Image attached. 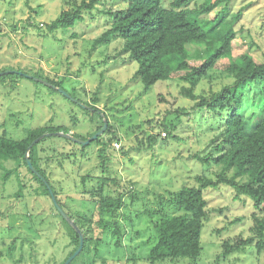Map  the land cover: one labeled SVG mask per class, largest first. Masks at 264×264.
Returning a JSON list of instances; mask_svg holds the SVG:
<instances>
[{
  "label": "rangeland",
  "instance_id": "obj_1",
  "mask_svg": "<svg viewBox=\"0 0 264 264\" xmlns=\"http://www.w3.org/2000/svg\"><path fill=\"white\" fill-rule=\"evenodd\" d=\"M70 1L0 0V69H21L30 77L41 71L63 83L66 93L52 91L34 77L35 81L21 77L16 84L12 78L0 79V135L18 138L26 127L49 122L70 128L69 133L87 135L98 122L91 121V115L85 112L89 107H83L87 106L83 102L105 112L116 135V138L111 132L101 135L108 146L109 174L101 173L99 146L92 145L75 166H66L67 171L57 168L53 176L58 180L57 188L63 187L59 196L72 214L77 211L89 214L92 209L97 213L79 200L81 176H89L87 189L97 187L98 175L116 178L115 184L104 186L103 194H121L124 204L118 218L124 235L121 245L116 247L112 227L103 233L95 227L86 235L93 236L86 250L72 264H152L147 259L156 236L153 221L160 214H180L166 200L183 186L197 187V176L215 178L222 170V165L213 159L222 151L216 150L221 141V122L206 107H197L195 100L182 95V88L191 87L184 78L186 71L172 73L168 80L156 82L144 91L140 81H131L136 64L127 63L119 54L121 44L114 41L93 47L95 38L108 27L107 17L100 10H115L123 6L120 0H101L96 8L84 11V20L74 27L48 31L47 24L62 9H68ZM171 1L164 0V5L169 6ZM202 2L192 0L188 7H197ZM222 5L200 18L211 20ZM229 8L230 15L242 9L235 24L237 36L231 43L232 59L249 53L257 63L264 61V0H230ZM187 49L191 66L204 61L202 44H189ZM229 62V58L220 59L210 77L200 79L192 86V92L209 96L231 83L232 78L225 71ZM263 92L264 81L245 90L242 112L247 126L253 121L252 112L259 113L258 102H263ZM67 95L80 99L81 104L69 101ZM175 110L182 113L176 115ZM163 122H173L176 129L163 135ZM149 135H157V142L145 150L140 143H149ZM6 165L11 168L14 164ZM19 170L26 184L20 196L15 195L18 191L15 175L3 183L0 174V264H61L73 249L71 228L54 211L49 196L34 192L37 183L31 180L25 167ZM67 176L71 179H66ZM66 193L73 198L66 200ZM203 193L208 215L201 231L200 254L153 264H264V248L257 252L250 246L244 253L215 260L221 253L222 240L251 234L254 208L248 197H234L233 188L225 183L207 187ZM153 210L155 215L151 214ZM259 214L264 218V212ZM97 237L101 238L98 245Z\"/></svg>",
  "mask_w": 264,
  "mask_h": 264
},
{
  "label": "trees",
  "instance_id": "obj_2",
  "mask_svg": "<svg viewBox=\"0 0 264 264\" xmlns=\"http://www.w3.org/2000/svg\"><path fill=\"white\" fill-rule=\"evenodd\" d=\"M100 1L80 0L77 3L75 0H71L70 7L62 9L60 14L47 24L46 28L48 31L72 28L79 21L84 20V11L88 12L96 8V4ZM120 1L123 6L115 10L111 8L100 10L102 15L107 17L108 27L95 38L93 47H96L97 44L105 45L114 41L121 44L119 54L125 57L127 63L136 64L131 81H140L144 91H148L156 82L168 80L172 73L186 71L184 78L191 84V87L182 88V95L192 101L195 100V106L206 107L221 122V141L217 143L216 150L221 148L222 151L213 158L214 161L222 165L221 172L214 176L215 178L197 176V187L183 186L174 192L169 200H166L180 214H160L158 219L153 221L156 236L150 247L147 260L153 264L166 259L175 260L179 257L195 258L200 254L202 250L201 231L208 215L207 200L203 191L207 187H214L219 183L231 186L234 197L240 195L248 197L253 203L254 212L252 213V226L249 229L251 234L248 237L237 235L222 240L221 253L215 260L218 262L221 258L244 253L247 246L260 252L264 248V218L259 214V212H264V100L262 103L258 102L259 113L252 112L253 119L251 120L253 121L249 126H247L243 115L242 105L246 88L251 84L264 81V61L257 63L249 53L232 59L231 43L237 36L235 24L240 19L242 9L230 15V0H203L194 8L188 7L192 0H172L169 6L164 5V0ZM219 4H223L222 8L214 18L211 20L200 18L202 14L210 13ZM189 44L204 46L205 59L198 66L189 64L190 53L187 49ZM222 58L230 59L225 71L232 78V82L224 84L221 89L209 96L194 94L192 86H195L200 79L210 77V73L216 69L217 62ZM5 70L0 69V72ZM17 71L27 74L21 69H17ZM24 74H2L0 79L5 81L12 78L16 84L19 78L26 77ZM33 77L46 80L53 86L62 88L63 83L50 78L41 71H36L29 78L34 80ZM48 87L52 91H57L51 86ZM66 98L77 104L70 98ZM76 100L81 101L78 98ZM96 101L97 97L95 96L92 98V102ZM83 103L89 107L85 112L91 115V121L98 122V124L94 125V129L87 135L76 132L72 134L79 139L86 140L102 127L103 118H107V116L94 104ZM181 111L175 110L176 115L181 114ZM49 123L37 127H26L21 137L18 138L5 133L0 135V174L3 183L15 175L18 187V191L15 192L16 196H20L26 186L20 177L19 168L21 166L25 167L31 175V180L37 183L34 192L47 195L51 199L49 188L52 190L57 204L83 234L82 249L69 263L72 264L86 250L93 237L86 235L93 232L95 227L101 229L102 233L112 227L111 233L115 238L114 245L116 247L121 245L124 230L120 225L121 218L119 219L118 216L124 203L121 194L117 196L103 194L104 186L110 183L115 184L116 178H108L103 174L98 175L97 187L93 186L91 189H87L86 180H90L89 176H81L79 185L82 191L79 193V200L83 204L93 207L97 213L95 212V214L92 209L89 214L79 211L72 214L65 209L67 203L65 204L59 196L63 187L57 188L59 185L58 180L54 179V170L60 168L61 171H67L66 166H75L78 159L86 156L88 148L95 145L99 146L97 157L100 159L101 173L105 172L108 175V154H106L108 146L107 143L102 142L101 135L87 145L54 134L44 136L32 143L45 133L70 132V128L66 126ZM161 127L165 134H171V131L176 129L173 122H163ZM108 132H111L116 138L115 128L107 120V128L104 133ZM156 136L149 135L147 139L149 143L141 142L140 145H144L147 150L157 142ZM30 145L28 158L35 171L31 170L25 159L26 150ZM8 162L14 165L8 168L6 165ZM65 178L71 179L70 176ZM74 185H76L75 182ZM65 197L66 200L69 197L73 198L68 193L65 194ZM159 204L162 205V202ZM52 207L62 222L71 228L69 235L73 249L61 263L63 264L78 248L79 236L62 217L53 201ZM161 209L163 207L159 211H162ZM151 214L155 215L156 211H151ZM96 215L99 217L93 218ZM104 216L109 219H104ZM100 239V237L96 238V245L100 243Z\"/></svg>",
  "mask_w": 264,
  "mask_h": 264
},
{
  "label": "water",
  "instance_id": "obj_3",
  "mask_svg": "<svg viewBox=\"0 0 264 264\" xmlns=\"http://www.w3.org/2000/svg\"><path fill=\"white\" fill-rule=\"evenodd\" d=\"M7 73H17V74H19V75H20V74L23 75L22 72L17 71V70H6V71H4V72H0V75H2V74H7ZM26 76H27V77H30V76H28V75H26ZM34 78H35L36 80H39V81L43 82L44 84H46V85H48V86L53 87V88L56 89L57 91H60V92H62V93H64V94L66 95V93L63 91L62 88L57 87V86H53L51 83L47 82L46 80H42V79H39V78H37V77H34ZM67 97H69L72 101L77 102L78 104H81L79 101H77L75 98H72L70 95H67ZM82 106L88 108V106H85V105H82ZM106 127H107V120H106V118L104 117V118H103V125H102V127H101L97 132H95V133H94L89 139H86V140L79 139V138L75 137L72 133H65V132H63V131H59V132H55V133H45V134L39 136L37 139H35L32 143H35L36 141H38V139H41V138H43L44 136H50V135L54 134V135H57V136H63V137L69 138V139H71V140H73V141H75V142H77V143L82 144V145H87V144L90 143V141L95 140V139L98 138L100 135H102V134L104 133ZM31 145H32V144H31ZM31 145L28 146V148H27V150H26L25 159H26V162H27L28 166L31 168V170L35 171V169L33 168L32 164H31V162H30V160H29V158H28V157H29L28 152H29V150H30ZM48 188H49V187H48ZM49 193H50V196H51V199H52L54 205L56 206V208L58 209V211L60 212V214L62 215V217H63V218H64V219L70 224V226H71V227H72V228L78 233V236H79V246H78V248H77V249L74 251V253H73L72 255H70V256L65 260V262L63 263V264H69V263L73 260V258L76 257V256L80 253V251H81V249H82V246H83V234H82V232L80 231V229L78 228V226L75 225V223L73 222V220L70 219V217H69V216L63 211V209L57 204V202L55 201V198H54V196H53L52 190H51L50 188H49Z\"/></svg>",
  "mask_w": 264,
  "mask_h": 264
},
{
  "label": "built area",
  "instance_id": "obj_4",
  "mask_svg": "<svg viewBox=\"0 0 264 264\" xmlns=\"http://www.w3.org/2000/svg\"><path fill=\"white\" fill-rule=\"evenodd\" d=\"M163 135H165V133L163 132ZM117 146H118V144H117Z\"/></svg>",
  "mask_w": 264,
  "mask_h": 264
}]
</instances>
